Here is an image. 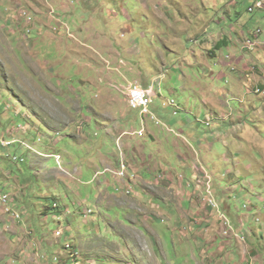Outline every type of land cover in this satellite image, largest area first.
<instances>
[{
	"label": "rangeland",
	"instance_id": "rangeland-1",
	"mask_svg": "<svg viewBox=\"0 0 264 264\" xmlns=\"http://www.w3.org/2000/svg\"><path fill=\"white\" fill-rule=\"evenodd\" d=\"M249 5L0 0V134L15 141L0 144V194L11 197L0 202V264H73L65 262L67 244L79 254L76 264H245L242 252L258 237L264 245V92L249 89L264 90V51L235 45L242 31L249 36L258 27L264 39V12L251 13ZM221 35L229 45L213 57L208 48ZM236 52L247 57L246 70L220 65L235 61L227 56ZM132 81L155 83L158 95L150 105L156 119H146L144 136L132 137L145 157L138 174L152 182L134 184L128 198L122 177L107 169L120 168L123 132L145 128L117 88ZM195 82L204 84V104L190 89ZM171 100L186 111L176 113ZM186 142L196 159L193 152L181 158L191 150ZM198 159L213 174L229 219L246 222L245 240L220 247L218 238L215 247L218 229H204L199 190L191 194L194 206L188 194L177 195L193 189L179 179ZM161 174L173 182L158 184Z\"/></svg>",
	"mask_w": 264,
	"mask_h": 264
},
{
	"label": "crops",
	"instance_id": "crops-1",
	"mask_svg": "<svg viewBox=\"0 0 264 264\" xmlns=\"http://www.w3.org/2000/svg\"><path fill=\"white\" fill-rule=\"evenodd\" d=\"M247 1H249V0H247ZM233 4L236 5L237 4V1H233ZM241 35H242V37L240 36L239 40H236L235 41V45L236 44L237 45L238 44L240 45L241 39L246 36L245 35V31H242ZM221 36H222V39H218L216 41L214 47H213V44H212L211 45V48H208L209 51L213 50L212 51V56L213 57H217V55H218V53L216 51H214V50H216V49H219L220 50V47L223 46L224 44L229 45V41H227V39H226V38H229V37H224L223 35H221ZM262 40L264 42V39H262ZM233 49L236 50V47H234ZM261 51H264V45L260 46L257 49V53H260ZM197 53H198V51H196V54ZM231 55L234 58H235V56H237V59L235 58V61L230 60L227 65H224L223 64L227 60H220L219 61L220 65L222 67L230 68V69H233V70H236V71L239 70V67L241 65H244L245 66L244 67V70H246L247 61H248L247 57L246 56H241L237 52L234 53V54H231ZM195 60L197 61V63H199L196 58H195ZM234 64H235V66H234ZM239 72L240 71H238V73ZM221 77H225V74L223 73V75H221ZM194 84L197 85V88H193V89L190 88V89L193 91V94L196 95L197 97H199V99H201V102L204 104V93H201L200 90H199L200 86H202L204 84L198 83V82H195ZM125 102L128 105L126 99H125ZM218 108H219V105L217 107H215L212 111L218 112L219 111ZM134 114L137 115V116H140V114L139 115L137 113H134ZM170 122H171V120H170ZM145 126H146V121H145ZM238 128H239V122H237L235 124L234 131H236ZM132 132L133 131H124L123 132V135H125V137H126V135H128V136L125 138V140L127 139L126 146L124 145L125 143H123V147L121 148L122 156L120 157V161L119 162H120V164L123 163V162H126L129 165V170H128L129 171V174H132V173H135L136 174L137 179H138V184H141L142 186H144L143 182L146 181V183L149 185L152 181L149 182V181H147L144 178L141 179L142 176L140 177V175L138 174V173H142L141 171H142V168H143V166L145 164V157L143 156V146H141V149H140L139 146H138V144H134L132 142L133 135L132 134H127V133H132ZM150 135L154 136V133L152 132V133H150ZM237 138H238V140H236V142L239 145H241L240 144V141H239V139L241 137H237ZM186 145H188L191 150L188 151V149H187V151L183 154V157H181L183 159V161H186V159L188 157H191L190 156V152H193L195 154V156L193 158L196 159L198 155H197V153L195 152V150L193 148V144L192 143H189V142H186ZM228 145H230V144L228 143ZM233 145L235 146L234 143H233ZM238 147L240 149V146H238ZM127 148L128 149H134V152L131 153V152L127 151ZM200 148L201 149H204V143H200ZM207 148L210 149V146H207ZM129 154H131V155H129ZM198 161L200 162L199 159H198ZM196 162H197V160L194 161V163H196ZM200 164H201V166H204L201 162H200ZM157 168H159L162 171H164V168L162 166L161 167H157ZM199 168H200V165L197 166L195 164H193L191 166V169L188 166V169H189L188 173H191L192 175L196 176V173H198ZM110 169H112V168H110ZM117 169H119V168H116L115 170H117ZM152 169H149V171H151ZM171 176H172V178H171ZM171 176H169L168 178H171L172 180H170V181L173 182L174 176L173 175H171ZM120 183L123 185V189L125 190V193H123L124 195H127L128 198L134 197V195H136L135 191L132 192V193H128L127 192L129 190V188L131 187L130 186V183H129V179H121ZM177 193H178L177 195H181L182 194V196L188 194V196L191 198V206H194L195 205V203H196V200L195 199L196 198H192V195H191L193 193H196V190L195 189H189V191H186V189L182 187V189H179L177 191ZM181 202L182 203L184 202V198L182 199ZM149 204H151V203L150 202L146 203L145 200L143 199V203L141 204V208L142 209H147L148 206H149ZM152 205L158 206V204H156L155 202H153ZM225 205H226V209L231 211L232 206L230 204H228V203H226ZM191 218L194 219L195 221H198L199 220V218H197V217H191ZM204 221H205V223H204V229H209V228H212V227H217V229H218L217 234L214 236V240H212L214 242L213 244L215 245V247H218V245L220 243H222V242H223L222 243L223 245H220V247H222L224 245L227 246L229 242H232V240H237V239H232L230 237H224V236H223L224 238L222 237L221 228H220L221 227V224L217 221L216 214H214L211 219L206 218V215L204 214ZM236 228H237V225H236ZM145 237L147 238V235H145ZM218 238H222L223 239L222 242L217 243L218 242L217 241ZM209 241H210V239H209ZM207 242H208V240H207ZM208 255H210V254H208ZM230 256H231L230 253H228L223 258H230ZM242 257H243V260H246V259H249L250 258L252 260H255L257 262V264H264V261H263V259H264V245L262 244V238L261 237H258L256 241H253L252 242V246L249 249H245L242 252Z\"/></svg>",
	"mask_w": 264,
	"mask_h": 264
},
{
	"label": "clouds",
	"instance_id": "clouds-1",
	"mask_svg": "<svg viewBox=\"0 0 264 264\" xmlns=\"http://www.w3.org/2000/svg\"><path fill=\"white\" fill-rule=\"evenodd\" d=\"M249 7V6H248ZM249 11V10H248ZM258 28H261V27H258ZM263 29V28H262ZM250 36V35H249ZM248 37V36H247ZM246 36L245 37H243L242 39H241V41H240V44H241V48H242V50H244V48H243V40H245V38H247ZM260 40H262L261 38H260ZM260 46H262V45H259L254 51H256ZM245 51H247V50H245ZM231 54H229L228 56H227V59H231L233 56L231 55ZM255 70V66H253L252 68H250L249 69V67H248V71L249 72H252V71H254ZM254 73H252V74H248V75H253ZM135 83H137V84H139L141 87H143V88H153V91H154V96L153 97H155L156 95H158V93H157V91L155 90V83H153L152 85H148V86H145V85H143V84H141L140 82H137V81H132V82H130L129 84H127V85H125V87H121V86H119V87H117L123 94H125L124 96H125V99H126V101H127V103H128V105H129V108H131L130 107V104H129V101H128V96H127V89H128V87L130 86V84H135ZM260 88V87H259ZM250 90L251 89H253V91L256 89H254V87L253 88H249ZM263 92H264V90H263ZM254 93H256L255 91H254ZM261 93V92H260ZM256 94H258V93H256ZM153 102V101H152ZM152 104V103H151ZM150 104V105H151ZM169 104L171 105V104H174V107L176 108V113L177 112H179V111H186V108L185 107H183L181 104H177V103H175V100H171L170 102H169ZM132 109V108H131ZM132 110H134V111H132V112H137V114L139 115L140 114V118H141V120H142V123H143V125H144V127H145V121H146V119L147 118H149V117H152L153 119H156V117H155V115H154V113L151 111V109H150V111H151V114L150 115H148V116H144V115H141V112L139 111V110H135V109H132ZM229 116H231V115H229ZM209 121V119L208 118H205V119H202L201 117H197V122L198 123H203V124H206V126H209V125H211L210 123L209 124H207V122ZM164 124H166L165 122H163ZM158 124H161V122L160 121H158ZM140 131H143V133L142 134H140L139 132ZM140 131H133L132 133H127V134H132L133 136H144V134H145V131H146V127L145 128H143L142 130H140ZM170 131H173L172 129H170ZM178 136H181V133H179L178 134ZM4 137V136H3ZM5 138V137H4ZM6 140H8L7 138H5ZM119 140V139H118ZM9 141V140H8ZM15 141L13 140V143H14ZM1 144V143H0ZM118 144V143H117ZM2 145V144H1ZM3 146V145H2ZM5 147V146H4ZM59 155V154H58ZM60 157H61V155H60ZM56 158H57V155H56ZM58 160V159H57ZM60 162H61V159H60ZM123 165H125L126 167H127V170H126V172H127V174L125 175V176H121V175H119L118 174V172H120L121 170H122V166ZM107 170H110V172H113L114 174H116L117 176H121L122 177V179H129V183H130V188H129V190L127 191L128 193H132V192H134V188L132 187L134 184H138V179H137V176H136V174L135 173H132V174H129V165L126 163V162H123V163H121L120 164V168H119V170H114V169H110V168H108ZM205 173H208V175H210V177H211V190H212V195H213V198H214V200H215V202L218 204V206L217 207H214V206H212V205H210V204H208V203H206V197H207V185H206V180H205ZM169 176H171V175H167V176H165L164 174H161L160 175V177H158L157 178V183L158 184H161L162 183V181H165V180H167V178L169 177ZM171 178H172V176H171ZM171 178H168V179H170V180H172ZM179 181H184V182H186V184H187V186L186 187H189V188H193V189H195V190H199V192H200V206H201V208L202 209H204V214L206 215V218H208V219H211L212 217H213V215L214 214H216V217H217V221L221 224V233H222V237L224 236V237H230V238H236L237 240L239 239V240H245V238H246V235H245V231H246V229H244V230H242V229H240L241 227H245L246 226V222L242 219V217L240 218V224L239 223H237L239 226H237V228H236V224H235V221H233L232 219H229V217L227 216V214L224 212V203L222 204L219 200H218V194H217V191H216V189L214 188V186H213V182H214V177H213V174H211L210 172H209V170L207 169V167L204 165V166H201V164H200V168H199V171H198V173H196V176H194V175H192L191 173H189L187 176H183V175H181V178L179 179ZM13 199V201H15L14 200V198H12ZM252 202H250V201H248L246 204H245V208L246 209H250L251 207H252ZM14 206V203H12V206L11 207H13ZM54 207L55 208H57V216H56V219L58 220V221H60V219H61V217H62V214H61V208H60V205L58 204V203H55L54 204ZM91 210V209H90ZM92 212V211H91ZM90 212V213H91ZM243 217H245V216H243ZM247 218V217H246ZM61 232H62V230H60V231H58V235H62L61 234ZM242 233H244V234H242ZM223 237V238H224ZM67 249L70 251V253H69V255H68V258L67 259H65V262H67V260H73L72 259V253H76V251L74 250V251H72L71 250V248H72V246L70 245V244H67ZM63 258V257H62ZM65 258V257H64ZM78 258V257H77ZM76 258V259H77ZM59 259H60V257H59ZM75 259V260H76ZM61 261V260H60ZM244 262H245V264H248V263H251V262H253V264H257V262L255 261V260H252V259H246V260H244ZM77 263H79L80 264V262H77ZM73 264H75V261L73 262Z\"/></svg>",
	"mask_w": 264,
	"mask_h": 264
},
{
	"label": "built area",
	"instance_id": "built-area-1",
	"mask_svg": "<svg viewBox=\"0 0 264 264\" xmlns=\"http://www.w3.org/2000/svg\"><path fill=\"white\" fill-rule=\"evenodd\" d=\"M254 1L251 0V5H249L248 10L251 13H256L258 10H261L264 12V8L262 9H254ZM263 33L262 28H257L255 29L250 36L245 38L243 40V48L244 50L247 51H254L260 44V35ZM261 89V88H257ZM149 90L150 88H143L139 84H130V86L127 89V96H128V101L130 104V107L135 110H139L141 112V115L148 116L151 114L150 111V104L153 101V98L149 97ZM262 90V89H261ZM263 91V90H262ZM140 134L143 133V131L139 132ZM0 143L3 146H9L13 144V141H8L6 140L3 135L0 134ZM58 162L60 163L61 158H57ZM127 167L125 165L122 166V170L119 172L121 176H125L127 174L126 172ZM205 180H206V185H207V197H206V203L217 207L218 204L215 202L213 195H212V190H211V177L208 175V173H205ZM0 198H5L7 199V203L9 202L10 195H2L0 194ZM91 212V210H89ZM72 259L75 261V254H72ZM248 264H253V262L248 263Z\"/></svg>",
	"mask_w": 264,
	"mask_h": 264
},
{
	"label": "bare ground",
	"instance_id": "bare-ground-1",
	"mask_svg": "<svg viewBox=\"0 0 264 264\" xmlns=\"http://www.w3.org/2000/svg\"><path fill=\"white\" fill-rule=\"evenodd\" d=\"M262 7L264 8V0H255L254 1V9H262ZM256 93H260V92H263L261 89H255L254 90ZM149 94H151L152 95V98H153V96H154V94H153V88H150V90H149ZM142 134V133H141ZM57 158H58V155H57ZM118 174L120 175V173L118 172ZM2 195H9V194H2ZM3 201V202H2ZM9 201H10V198H9ZM0 202L1 203H3V204H7V199H5V198H0ZM11 207V206H10ZM6 208L7 207H5V210H6ZM13 210H14V208L13 207H11ZM72 254H75V259L78 257V252H76V253H72ZM76 264V263H75Z\"/></svg>",
	"mask_w": 264,
	"mask_h": 264
},
{
	"label": "flooded vegetation",
	"instance_id": "flooded-vegetation-1",
	"mask_svg": "<svg viewBox=\"0 0 264 264\" xmlns=\"http://www.w3.org/2000/svg\"><path fill=\"white\" fill-rule=\"evenodd\" d=\"M145 234V233H144Z\"/></svg>",
	"mask_w": 264,
	"mask_h": 264
}]
</instances>
